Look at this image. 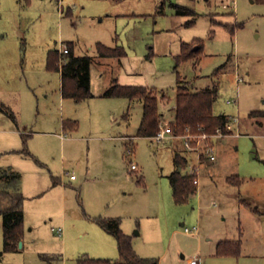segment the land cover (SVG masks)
<instances>
[{
	"label": "rangeland",
	"instance_id": "1",
	"mask_svg": "<svg viewBox=\"0 0 264 264\" xmlns=\"http://www.w3.org/2000/svg\"><path fill=\"white\" fill-rule=\"evenodd\" d=\"M175 4L195 13H177ZM68 41L74 42L76 55L93 58V95L82 101L67 97L62 105L61 73L48 67V55ZM97 42L122 46L127 54L122 62L101 58ZM184 43L201 44L202 50L178 62ZM113 75L121 84L156 90L167 121L174 117L179 78L190 90L215 89V113L239 114L240 134L212 140L218 160H203L197 191L187 201L175 200L169 178L177 168L180 140L139 136L144 102L104 96ZM228 98L237 103H227ZM4 107L11 108L16 120ZM69 118L78 121L80 134L95 138L92 144L106 142L107 158L101 162L94 151L89 158L88 141L75 142L78 159L65 161L68 172L62 178L67 183L66 219L54 190L46 188L44 202L31 196L39 183L49 182L50 172L38 184H33V174L26 176L24 233L16 250L0 256V264H78L83 255L117 258L114 235L95 218L116 212L122 213L135 251L159 264H190L193 257L199 264H264V221L254 212L252 191L225 179L230 174L249 179L264 169L257 155L263 126L256 121L264 122V1L0 0V169L20 158L7 150L22 148L19 129H28L33 134L29 149L35 154L28 161L48 170L51 165L39 164L37 159H43L35 150L54 156L59 145L55 137L38 131H61ZM118 132L131 136L126 140L131 152L125 140L105 138ZM191 159L195 163L196 156ZM88 164L102 180L83 187L77 181L70 184L71 174L83 179ZM195 225L198 233L184 231ZM3 234L0 215V251ZM226 238L241 240L239 254L218 253L217 244Z\"/></svg>",
	"mask_w": 264,
	"mask_h": 264
},
{
	"label": "trees",
	"instance_id": "2",
	"mask_svg": "<svg viewBox=\"0 0 264 264\" xmlns=\"http://www.w3.org/2000/svg\"><path fill=\"white\" fill-rule=\"evenodd\" d=\"M264 1V0H260ZM177 13L194 14L192 8L175 4ZM69 53L66 55V62L62 67L59 65L58 49L50 50L48 55V67L58 70L62 75V94L64 97L82 101L92 96L91 91V65L93 58L90 55H76L74 53V42L68 41ZM194 43H184L182 55L178 56V62L191 57H196L202 50V45L194 47ZM97 50L100 57H117L122 59L127 51L122 46L110 47L102 42H97ZM104 96H119L129 99L139 98L144 102L142 120L138 128L139 136L154 137L160 129V121L164 113L160 109V99L156 90L145 85L121 84L117 80L105 90ZM162 97H165L163 92ZM217 93L215 89L206 87L204 89L190 90L179 78L177 94L175 97L174 117L170 121L172 129L176 133H184L189 128L192 132H199L204 129L213 132L218 126H223L227 120V114H217L214 111V102ZM5 111L16 120L15 113L9 107ZM252 114H255L252 112ZM73 124L76 128L78 121H65V126ZM27 135L23 134L24 146L22 152L29 155ZM130 146V144L128 145ZM174 160L177 168L169 175L173 188L174 198L177 202H185L197 191L194 177L189 172H184L188 160L181 151L175 150ZM0 215L3 216V237L5 251H12L18 248V243L24 233V195L20 190V175L9 169H0ZM236 177L237 182L232 180ZM228 182L236 184L241 181L238 174L230 175ZM5 182V186L3 185ZM16 191V196L12 191ZM8 196V198L6 197ZM99 223L112 235L115 236L118 244L119 256L93 257L83 255L77 259L78 264H159L158 259L143 257L139 255L134 247L132 236L125 233L121 227V217H98ZM217 251L220 255H237L241 251V240H221L217 244Z\"/></svg>",
	"mask_w": 264,
	"mask_h": 264
},
{
	"label": "crops",
	"instance_id": "3",
	"mask_svg": "<svg viewBox=\"0 0 264 264\" xmlns=\"http://www.w3.org/2000/svg\"><path fill=\"white\" fill-rule=\"evenodd\" d=\"M124 57H122V59H118L117 57H114V58H117L119 62H122ZM101 58L107 59V58H112V57H101ZM91 79H92V77H91ZM115 80L118 81V77H114V75H113V78L111 79L110 85ZM107 97H109V96H107ZM65 98H67V97H64L62 94V75H61V103H62V105L65 103ZM164 115H165V113H164ZM69 120L71 121V120H75V119L69 118ZM65 121L66 120L64 119L62 122L61 131H56V132L38 131L42 134L55 137V139L57 141V145H59V151H56V153H55L56 155H54V156H52L51 153H49V156L45 155V154H43V152H38L37 150L34 149L36 151V153L38 154V156L43 159V160H41L40 158L37 159V162L39 164H40V162H42L43 164H45L47 166V164L44 163L47 161L48 164L51 165V167H48L49 168L48 170H47V168L42 169V168H39V166L38 167L36 165L34 166V165H32V162L30 163L28 161V159L30 157H35V154L29 149V145H28L29 139L33 134H32V131H29L28 129H23V130L19 129V131L22 134V137H23V134H26L28 136L26 147H27L28 151L30 152V154L29 155L24 154L22 152L23 147L20 149H8L7 151H11L14 153L17 152L20 155L19 156L20 158H16L13 162V165H10V166L6 167L5 169L12 170V171H14L20 175V190L22 191V193L25 197L24 202H25V199L27 198L25 192H26V183H27L26 179H28V178L26 176L33 174L34 178L37 179L36 183H33V184H38L39 179L41 178V175L42 174L45 175V173L50 172L49 173V175H50L49 176V178H50L49 182H46L44 185L39 183L36 190L33 193H31L32 194L31 196L38 199L39 201L44 202L48 196L46 191L50 189V191L52 192V190H54L55 192L52 194H54V196H56L55 197L56 201L59 202V200H60L62 202L63 209L65 211V219H66L67 213H66V206L64 207V205H66V194H65V192L67 191V187H66L67 183L64 182L62 180V178H63V172H64V174H65V171L68 172V169L66 170L64 167L65 161L70 160V159H72V160L78 159L76 157V151L73 149L75 142L76 141L84 142L85 140L88 141V156H89V158H90L93 151H94L95 155L99 157V159L101 157V159H100L101 162L105 161V159L107 157H106V148H105L106 142H104L102 144H98V143L92 144V141L95 138L92 140V137H88V136L80 134L79 133L80 132L79 123H78V126L75 128L73 124L65 126ZM256 121L258 123H260L261 126H263L262 127L263 130L258 132V135H257L258 139H261L260 143H258L259 150L257 148V155L261 158L260 160L263 161V163H264V122L262 120H256ZM252 123H254V122H252ZM240 124L242 125V123H240ZM68 132H75V134L70 135ZM105 138H109L112 140H122V141L125 140L124 144H127L126 140H128V139L130 140L131 136L122 135L121 133L118 132V133H112V135H107V136H105ZM97 140H102V136L99 135L97 137ZM23 146H24V142H23ZM47 146H49V145L47 144L44 147V149L47 148ZM68 147L70 148V150H67ZM180 147L181 148L179 149V148H177V146H175V148L177 150L181 151V153L183 154L181 144H180ZM50 156H52V157H50ZM217 160H218V155H217ZM216 161H214V163ZM106 162H107V160H106ZM60 163H62V165H60ZM210 163L212 164L213 162L210 161L209 164ZM81 166H82L81 164L78 165V167H81ZM262 167H264V164ZM100 169L106 170V167H100ZM100 169H99V173H100ZM263 171H264V169L262 170L261 174H258L255 177L250 176L249 179L245 176L239 175L241 177V181L236 183V185H239L240 187L244 185L245 188H247L246 186L248 185V187L252 191L254 203H256L254 212L257 214L259 221H261V219H263V221H264V172ZM82 172L85 173V176L83 177V179H80L78 175L74 179H72L70 176V184H72L74 181H77L81 185V187H83L87 183L88 184H91V183L95 184L96 182L102 180V178H100V174H99V176H97L95 174V171L93 170V168L89 164L86 166V169ZM230 175L225 176L227 183H230L227 180L228 176H230ZM233 175H235V174H233ZM46 188H48V189L46 190ZM249 188H248V191H249ZM59 190H61V191L59 192ZM52 194H50V195H52ZM24 202H23V209H24ZM213 202H216V201L213 199ZM245 202H247V201L245 200ZM246 204H248V203H246ZM26 216H27V213H26V210L24 209V220L26 219ZM99 216L121 217L122 218V213L116 212V213H109V214L106 213L105 215H98V216H95L97 221H98ZM98 223H99V221H98ZM121 227L125 233H127V234L129 233V231L123 225V220L121 222ZM102 235L103 234L101 233V236ZM227 239L228 238L223 239V240H227ZM116 243H117V240H116ZM117 247H118V244H117ZM110 258H113V257H110Z\"/></svg>",
	"mask_w": 264,
	"mask_h": 264
},
{
	"label": "built area",
	"instance_id": "4",
	"mask_svg": "<svg viewBox=\"0 0 264 264\" xmlns=\"http://www.w3.org/2000/svg\"><path fill=\"white\" fill-rule=\"evenodd\" d=\"M227 6V5H225ZM60 54L59 65L60 67L66 62V55L69 53V46L66 43L64 46L58 49ZM242 77L239 76V80ZM237 103V99H227V103ZM163 119V118H162ZM240 123L241 118L239 114H228L227 120L223 126H218L213 132L206 131L201 129L199 132H192L189 128L184 133H176L173 131L170 121L165 119L160 121V129L157 134L152 137L158 142L163 141H175L180 140V144L182 145L183 155L186 156L188 160V164L186 166V171L195 176L194 182L199 183V178L197 175L200 174L201 171V163L204 159L214 162L217 160V153L215 144L212 142L213 139L223 138L229 135H238L240 134ZM128 152H131V147H127ZM196 156L195 163L192 162L191 155ZM133 169H137L136 164H132ZM76 177L75 174H71V178L74 179ZM214 204H216L214 202ZM59 233L63 232V228H58ZM186 233L196 234L198 233V226L195 225L193 227L186 226L184 228ZM190 264H199L198 257H193L190 260Z\"/></svg>",
	"mask_w": 264,
	"mask_h": 264
},
{
	"label": "water",
	"instance_id": "5",
	"mask_svg": "<svg viewBox=\"0 0 264 264\" xmlns=\"http://www.w3.org/2000/svg\"><path fill=\"white\" fill-rule=\"evenodd\" d=\"M20 245H22V242H20Z\"/></svg>",
	"mask_w": 264,
	"mask_h": 264
}]
</instances>
